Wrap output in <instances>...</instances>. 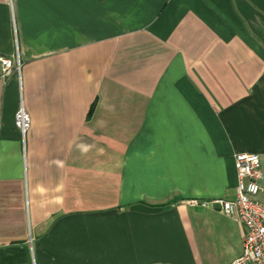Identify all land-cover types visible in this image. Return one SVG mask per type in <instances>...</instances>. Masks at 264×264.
I'll list each match as a JSON object with an SVG mask.
<instances>
[{
    "label": "crops",
    "instance_id": "obj_1",
    "mask_svg": "<svg viewBox=\"0 0 264 264\" xmlns=\"http://www.w3.org/2000/svg\"><path fill=\"white\" fill-rule=\"evenodd\" d=\"M0 56V264L240 255L207 203L237 153L264 200V0H0Z\"/></svg>",
    "mask_w": 264,
    "mask_h": 264
},
{
    "label": "built area",
    "instance_id": "obj_2",
    "mask_svg": "<svg viewBox=\"0 0 264 264\" xmlns=\"http://www.w3.org/2000/svg\"><path fill=\"white\" fill-rule=\"evenodd\" d=\"M17 58L10 60L0 56V77L11 73L18 75ZM14 127L21 140L29 126V119L21 105L13 117ZM235 172V196L232 200L214 199L207 205L214 206L221 214L240 224L243 233L241 252L231 264H264V200L255 199L260 180L258 157L255 154L233 155Z\"/></svg>",
    "mask_w": 264,
    "mask_h": 264
}]
</instances>
